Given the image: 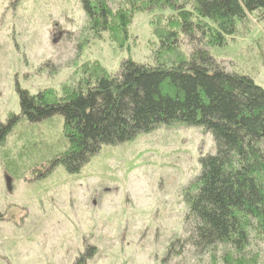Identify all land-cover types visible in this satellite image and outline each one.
Listing matches in <instances>:
<instances>
[{"label":"rangeland","instance_id":"374dc122","mask_svg":"<svg viewBox=\"0 0 264 264\" xmlns=\"http://www.w3.org/2000/svg\"><path fill=\"white\" fill-rule=\"evenodd\" d=\"M153 15L135 14L120 43L89 31L78 0H0V124L20 115L17 89L60 95L86 63L111 73L126 59L148 63ZM250 18L248 34L207 51L264 89V18ZM26 121L0 143V264H74L89 251L87 264H161L170 243L186 237L181 194L200 157L215 153L210 134L162 127L102 146L70 175L50 168L67 147L62 117ZM187 252L169 264H206Z\"/></svg>","mask_w":264,"mask_h":264},{"label":"trees","instance_id":"16d2710c","mask_svg":"<svg viewBox=\"0 0 264 264\" xmlns=\"http://www.w3.org/2000/svg\"><path fill=\"white\" fill-rule=\"evenodd\" d=\"M78 1L89 31L111 42L128 38L135 14H154L150 61L123 60L115 73L86 63L60 95L17 89L20 115L0 124V143L21 117L37 124L60 116L67 147L50 168L73 175L102 146L162 127L201 129L215 153L200 157L199 175L181 194L186 237L170 243L161 264L185 250L206 264H264V89L207 51L248 34L250 16L264 18V0ZM91 253L74 264H87Z\"/></svg>","mask_w":264,"mask_h":264}]
</instances>
